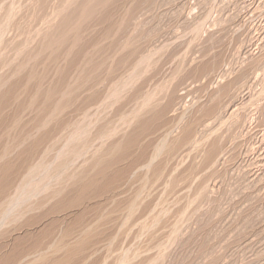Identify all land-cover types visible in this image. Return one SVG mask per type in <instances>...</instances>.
<instances>
[{
	"label": "rangeland",
	"instance_id": "374dc122",
	"mask_svg": "<svg viewBox=\"0 0 264 264\" xmlns=\"http://www.w3.org/2000/svg\"><path fill=\"white\" fill-rule=\"evenodd\" d=\"M71 1L0 0V143L44 132L52 142L30 160L49 168L4 221L0 249H29L27 264H264V0ZM85 4L95 17L64 24ZM94 159L114 164L104 181L69 193L73 175L97 174Z\"/></svg>",
	"mask_w": 264,
	"mask_h": 264
},
{
	"label": "bare ground",
	"instance_id": "6f19581e",
	"mask_svg": "<svg viewBox=\"0 0 264 264\" xmlns=\"http://www.w3.org/2000/svg\"><path fill=\"white\" fill-rule=\"evenodd\" d=\"M71 1V0H70ZM86 0H84V2H85ZM90 1V0H89ZM89 1H87V2H89ZM115 1V0H114ZM135 1H137V0H135ZM47 2V1H46ZM72 2V1H71ZM74 2H76V1H74ZM95 2V1H94ZM111 2V1H110ZM60 3V2H59ZM67 3H69V1L67 2ZM66 3V4H67ZM78 3V2H77ZM90 3V2H89ZM112 3H114V2H112ZM82 4V3H81ZM88 4V3H87ZM87 4H85V5H83L81 8H78L79 7V5H78V7H77V9H75L73 12L71 11V13H69L65 18H63L62 20H63V22H64V24H66L67 26H70V27H72V26H74V25H72L73 24V22L74 21H77V20H74V19H76L77 17H79V19L78 20H81V18L80 17H82V22H80V21H78L77 22V24L80 22L81 24H83V23H86L85 21H87V19H88V21H90V18H91V14L93 15L94 13H91V11H92V9H90V7H87ZM103 4V3H102ZM101 4V5H102ZM116 4V3H115ZM57 5V4H56ZM73 5V4H72ZM75 5H77V4H75ZM89 5V4H88ZM91 5V4H90ZM89 5V6H90ZM95 5H96V2H95ZM109 5V4H108ZM62 6V5H61ZM61 6H58V8L59 7H61ZM100 6V4L98 5V7ZM65 7V6H64ZM75 7V8H76ZM87 7V8H86ZM91 7H93V5L91 6ZM94 7H96V6H94ZM101 7V6H100ZM57 8V9H58ZM97 8V7H96ZM0 9H2V8H0ZM63 9H66V8H63ZM94 9V8H93ZM99 9V8H98ZM60 10H62L61 8H60ZM60 10H59V12H60ZM67 10V9H66ZM69 10V9H68ZM89 10V11H88ZM91 10V11H90ZM100 10H101V8H100ZM70 11V10H69ZM95 11V10H94ZM62 12V11H61ZM60 12V13H61ZM90 12V13H89ZM93 12V11H92ZM101 12V11H100ZM58 13V12H57ZM87 13H89L88 15H86ZM104 13H105V11H104ZM109 13H111V12H109ZM64 14L66 15L67 13H65L64 12ZM97 14V13H96ZM101 14V13H100ZM106 14V13H105ZM127 14V13H126ZM58 15V14H57ZM60 15V14H59ZM98 15V14H97ZM102 15H103V13H102ZM52 16V15H51ZM51 16H49L50 18H52ZM86 18H85V17ZM94 16V15H93ZM110 16V15H109ZM60 17V16H59ZM62 17V16H61ZM95 17V16H94ZM97 17V16H96ZM99 17V16H98ZM124 17V16H123ZM128 17V16H127ZM46 18H48V17H46ZM106 18V17H105ZM111 19H112V17H110ZM109 18V19H110ZM38 19V18H37ZM103 19V18H102ZM110 19V20H111ZM125 19V18H124ZM129 19V18H128ZM51 20V19H50ZM58 20V19H57ZM61 20V21H62ZM92 20H93V18H92ZM109 20V22H111ZM113 20V19H112ZM116 20V19H115ZM120 20V19H119ZM126 20V19H125ZM103 21V20H102ZM118 22V21H117ZM116 22V23H117ZM121 22V21H120ZM126 22V21H125ZM53 23V22H52ZM51 23V24H52ZM95 23V22H94ZM101 23V22H100ZM107 23V22H106ZM115 23V24H116ZM46 24H47V22H46ZM50 24V23H49ZM62 24V23H61ZM63 24V25H64ZM72 26H71V25ZM99 24V23H98ZM103 24V23H102ZM110 24V23H109ZM121 24V23H120ZM125 24V23H124ZM126 24H127V22H126ZM92 25V24H91ZM95 25H97V24H95ZM107 25V24H106ZM65 26V25H64ZM75 26H76V24H75ZM79 26H81V25H79ZM78 26V27H79ZM111 26V25H110ZM118 26H119V24H118ZM122 26V25H121ZM126 26H128V25H126ZM125 26V27H126ZM58 27H59V25H58ZM61 27L63 28V26L61 25ZM77 27V26H76ZM109 27V26H108ZM44 28V27H43ZM50 28V27H49ZM62 28H61V30H62ZM110 28V27H109ZM112 28V27H111ZM114 28V27H113ZM119 28V27H118ZM121 28V27H120ZM56 29V28H55ZM54 29V30H55ZM59 29V28H58ZM64 29H66V28H64ZM77 29V28H76ZM115 29V28H114ZM60 30V29H59ZM73 30V29H72ZM75 30V29H74ZM56 31V30H55ZM63 31V30H62ZM64 31H66V30H64ZM63 31V32H64ZM76 31V30H75ZM110 31V30H109ZM107 32V31H106ZM112 32V31H111ZM61 33V32H60ZM66 33V32H65ZM69 33V32H68ZM105 34V33H104ZM47 35V34H46ZM58 35H60L61 36V34H58ZM76 35V34H75ZM39 36V35H38ZM50 36H52V35H50ZM107 36V35H106ZM105 36V37H106ZM54 37H57V36H54ZM64 37H66V36H64L63 35V38ZM68 37V36H67ZM105 37H103V38H105ZM48 38H50V37H48ZM62 38V39H63ZM52 39H53V37H52ZM67 39V38H66ZM65 39V40H66ZM70 39V38H69ZM127 39V38H126ZM130 39V38H129ZM54 40V39H53ZM71 40V39H70ZM128 40V39H127ZM133 40V39H132ZM138 40V39H137ZM47 41V40H46ZM52 41V40H51ZM57 41H58V39H57ZM56 41V42H57ZM61 41V40H60ZM68 41V40H67ZM72 41V40H71ZM130 41V40H129ZM48 42V41H47ZM46 42V43H47ZM59 42V41H58ZM57 42V43H58ZM64 42V41H63ZM54 43H55V41H54ZM57 43H55L56 44V47H57ZM130 43V42H129ZM129 43H127L126 44V46L127 45H129ZM44 45H45V43H43ZM49 44V43H48ZM51 44V43H50ZM55 44H54V46H55ZM133 44V43H132ZM47 45V44H46ZM75 45V44H74ZM122 45V44H121ZM124 45V44H123ZM65 46V45H64ZM73 46V45H72ZM123 47V46H122ZM121 47V48H122ZM44 48H45V46H44ZM52 48H54V47H52ZM61 48V47H60ZM60 48H58V49H60ZM128 48V47H127ZM47 50H48V48H46ZM51 49V48H50ZM71 49V48H70ZM93 49V48H92ZM124 48H122V51L124 52V50H123ZM132 49V48H131ZM47 50H44V51H47ZM57 50V49H56ZM55 50V51H56ZM71 50H73V49H71ZM70 50V51H71ZM135 50V49H134ZM137 50V49H136ZM49 51V50H48ZM53 51V50H52ZM74 51H75V49H74ZM129 51V50H128ZM135 52H139V51H135ZM54 53V52H53ZM71 53V52H70ZM45 54V53H44ZM122 54V53H121ZM135 53H133V55H134ZM139 54V53H138ZM154 54V53H153ZM152 54V55H153ZM154 56V55H153ZM57 60V59H56ZM91 61V60H90ZM138 61H140V60H137V63H138ZM126 62V61H125ZM124 62V63H125ZM90 63V62H89ZM88 63V64H89ZM92 63H95V62H92ZM117 63V62H116ZM136 63V62H135ZM140 63V62H139ZM101 64V63H100ZM99 64V65H100ZM117 65V64H116ZM125 65H126V63H125ZM137 65V64H136ZM102 66V65H101ZM140 66V65H139ZM136 67V66H135ZM134 67V68H135ZM141 67H142V64H141ZM100 68V67H99ZM137 68V67H136ZM139 69H141V68H139ZM63 71V70H62ZM141 71H145V70H143V68H142V70ZM92 77V76H91ZM100 79V78H99ZM121 79V78H120ZM41 84V83H40ZM119 85V84H118ZM142 93V92H141ZM140 93V94H141ZM146 94V93H145ZM149 94V93H148ZM147 94V95H148ZM139 95V94H138ZM144 94H142V97H144L143 96ZM147 95H145V96H147ZM91 96H93L92 94H91ZM135 96H137L136 94H135ZM151 97V93L147 96V97ZM262 96H264V95H262ZM138 97V96H137ZM142 97H139V98H142ZM90 99V98H89ZM143 99V98H142ZM264 99V98H263ZM147 100V99H146ZM151 100V99H150ZM46 101V100H45ZM143 101H145V100H143ZM143 101H142V103H143ZM148 101H149V98H148ZM89 102H91V101H89ZM153 102V101H152ZM84 103V102H83ZM93 103V102H92ZM138 103V102H137ZM141 103V102H140ZM148 103V102H147ZM66 104V103H65ZM143 104H146V103H143ZM154 103H152V105H153ZM64 105V104H63ZM70 105V104H69ZM85 105V104H84ZM147 105H149V103L147 104ZM146 105V106H147ZM57 106H58V104H57ZM59 106L61 107L62 105H60L59 104ZM58 106V107H59ZM68 106V105H67ZM92 106V105H91ZM143 106V105H142ZM150 106V105H149ZM263 106V105H262ZM64 107V106H63ZM69 107V106H68ZM67 107V108H68ZM81 107H83V106H81ZM141 107V106H140ZM148 107V106H147ZM152 107V106H151ZM154 107V106H153ZM260 107V106H259ZM138 108V107H137ZM261 108V107H260ZM59 109V108H58ZM65 109V108H64ZM82 109V108H81ZM141 109V108H140ZM155 109V108H154ZM262 109V108H261ZM62 110V109H61ZM60 110V111H61ZM85 110V109H84ZM147 110V109H146ZM148 110H150V109H148ZM257 110V109H256ZM64 111V110H63ZM79 111V110H78ZM264 111V110H263ZM65 112H66V110H65ZM148 112V111H147ZM43 113V112H42ZM41 113V114H42ZM46 113V112H45ZM62 114H63V112H62ZM47 115V114H46ZM45 114H44V116H46ZM262 115V114H261ZM61 116V115H60ZM264 116V115H263ZM43 117V116H42ZM46 119V118H45ZM61 118H59V120H60ZM65 119V118H64ZM51 120V119H50ZM16 122V121H15ZM44 122H45V120H44ZM43 122V123H44ZM47 122V121H46ZM61 122V121H60ZM72 122V121H71ZM77 122V121H76ZM66 123V122H65ZM78 123V122H77ZM76 123V124H77ZM81 124V123H80ZM80 124H79V126H80ZM40 126H42V125H40ZM47 126V125H46ZM65 126H66V124H65ZM71 126V125H70ZM31 127V126H30ZM35 127V126H34ZM44 128H46L45 127V125L43 126ZM62 127H63V125H62ZM24 128H25V126H24ZM23 128V129H24ZM38 128H40V127H38ZM37 128V129H38ZM59 128V127H58ZM58 128H56L55 127V129L57 130ZM67 128V127H66ZM71 128V127H70ZM73 128V127H72ZM78 128V127H77ZM41 129H42V127H41ZM47 129V128H46ZM52 129V128H51ZM60 129H61V127H60ZM59 129V130H60ZM43 130V129H42ZM50 130V129H49ZM52 130H54V129H52ZM69 130V129H68ZM78 130V129H77ZM80 130V129H79ZM39 131H41V130H39ZM45 131V130H44ZM48 131V130H47ZM51 131V130H50ZM55 131V130H54ZM54 131H52V132H54ZM66 131V130H65ZM70 131V130H69ZM90 132V131H89ZM46 132H44L40 137H36V138H30V137H27L26 136V138H24L23 136V139H15V141L13 142V144H8L7 142H6V144H5V142H4V146L3 145H0L1 147H0V228H2V226H3V224H4V221L5 220H10L11 218H9V219H7L8 218V216L9 217H11V215L13 214V213H15L16 211H18L19 210V208L22 206V204H23V200H25L24 202H26L27 200H30L31 199V197L33 196V197H35V196H37V194H38V191L40 190L38 187H37V185H36V187L32 190V189H30L31 188V185H27V184H33V181H34V179H33V181H32V183H31V179L34 177V178H37V176L38 175H36L37 174V172H38V170L40 169V170H42V171H44L45 169V171H47L48 169H47V167L43 170L42 168H43V166L41 167V166H35V165H33L31 162H30V160L32 159V156L33 155H37V152L39 151V150H41V147L42 146H44L45 148H44V150H45V153H48V151H49V148H50V146H49V142L50 143H52L51 142V140L49 139V136H47V134H45ZM47 133H49V131L47 132ZM51 133V132H50ZM50 133L48 134V135H50ZM52 135V134H51ZM59 135V134H58ZM127 135V134H126ZM17 136V135H16ZM54 136V135H53ZM90 136V135H89ZM103 136H104V134H103ZM106 136V135H105ZM104 136V137H105ZM52 137V136H51ZM58 137V136H57ZM73 137V136H72ZM71 137V138H72ZM78 137V136H77ZM16 138H18V137H16ZM132 138V137H131ZM130 138V139H131ZM55 139V137L53 138V140ZM75 139V138H74ZM77 139V138H76ZM79 139V138H78ZM77 139V140H78ZM3 140V139H2ZM5 140V139H4ZM80 140V139H79ZM122 140H125V139H122ZM129 140V139H128ZM127 140V141H128ZM7 141H9V139L7 140ZM73 141H76V140H73ZM126 141V140H125ZM124 141V142H125ZM3 142H1L0 144H3ZM76 142H78V141H76ZM133 142V141H132ZM10 143V142H9ZM70 143H72L73 144V146H75L74 145V143L73 142H69V146H70ZM47 144V145H46ZM60 144V143H59ZM58 144V145H59ZM75 144H77V143H75ZM82 144V143H81ZM114 144V143H113ZM115 144H118V142L117 143H115ZM122 144V143H121ZM126 143H124V145H125ZM133 144V143H132ZM132 144H130L129 143V145H132ZM163 144V143H162ZM165 144V143H164ZM61 145V144H60ZM3 146V147H2ZM48 146H49V148H48ZM67 146V145H66ZM78 146V145H77ZM77 146H75V147H77ZM84 146V145H83ZM119 146V145H118ZM122 146V145H121ZM164 146V145H163ZM53 147H54V145H53ZM53 147H51V148H53ZM58 147V146H57ZM72 147V146H71ZM79 147H81V146H79ZM85 147H86V145H85ZM114 147V146H113ZM157 147V146H156ZM160 147V146H159ZM67 148V147H66ZM88 148V147H87ZM108 148V147H107ZM106 148V149H107ZM111 148V147H110ZM128 148V147H127ZM158 148V147H157ZM72 149H73V147H72ZM71 149V150H72ZM119 149V148H118ZM117 149V150H118ZM124 149V148H123ZM159 149V148H158ZM162 149H163V147H162ZM43 150V151H44ZM54 150V149H53ZM56 150H58V149H55V151ZM62 150V149H61ZM61 150L59 149V151H60V153H61ZM66 150V149H65ZM69 150V149H68ZM74 150V149H73ZM72 150V151H73ZM76 150V149H75ZM100 150H103V149H100ZM108 150V149H107ZM110 150H113L114 151V149L113 148H111ZM115 150H116V148H115ZM71 151V152H72ZM77 151H79V149L77 150ZM99 151V150H98ZM105 151V150H104ZM120 151V150H119ZM158 151V150H157ZM17 152V158H19V159H17V160H15V159H13L12 157H11V154L12 153H16ZM58 152V151H57ZM66 152H67V150H66ZM65 152V153H66ZM115 152V151H114ZM41 153H43L42 151L40 152V156H41ZM68 153V155H69V152H67ZM77 153H80V152H77ZM93 153V152H92ZM108 153H110V151L108 152ZM107 153V154H108ZM112 153V152H111ZM117 153V152H116ZM115 153V154H116ZM156 153V152H155ZM55 154V153H54ZM74 154H76V151H75V153ZM88 154V153H87ZM91 154V153H90ZM104 154V153H103ZM157 154H158V152H157ZM39 155V154H38ZM37 155V156H38ZM43 155V154H42ZM45 155V154H44ZM43 155V156H44ZM63 155V152H62V154H60L59 155V157L60 156H62ZM67 155V156H68ZM73 155V154H72ZM92 155V154H91ZM96 155V154H95ZM113 155V154H112ZM112 155H110V156H112ZM67 156L65 157V158H67ZM75 156V155H74ZM78 156V155H77ZM80 156V155H79ZM106 156V155H105ZM34 157V156H33ZM42 157V156H41ZM47 156L45 155V158H46ZM48 157H50V156H48ZM48 157H47V161L49 160L48 159ZM55 157V156H54ZM73 157V156H72ZM94 157H96V156H94ZM108 157H109V155H108ZM113 157V156H112ZM112 157H111V160H112ZM40 158V157H39ZM43 158V157H42ZM50 158H52V157H50ZM64 158V157H63ZM80 158V157H79ZM92 159H93V157H91ZM97 158H98V156H97ZM110 158V157H109ZM155 158H156V156H155ZM57 159H58V157H57ZM69 159V161H71L72 160V158H71V160H70V158H68ZM75 159H76V157H75ZM153 159V158H152ZM35 160V159H34ZM41 160V159H40ZM43 160V159H42ZM41 160V161H42ZM96 162H92V164L91 165H93L94 163H96L95 164V168L96 167H98V171H97V174H94V172H93V175H92V177H90V175H88V171H87V178L86 177H84L83 179L81 178L79 181H77V180H75L77 177L75 176V175H73L69 180H71V183H72V181H73V179H74V182L72 183L73 184V186L72 185H69V186H71L70 188V190H69V193H72V192H74L73 193V195L75 194V193H77V192H79V188L81 189V190H83V193H85V189H87L88 187H91V185H93L95 182H96V180L97 179H101V178H99V177H102L104 174L106 175L107 174V172H106V169L107 170H111V169H109V167L113 164V163H111V161L110 160H101V161H98L97 162V160L98 159H94ZM93 160V161H94ZM100 160V159H99ZM31 161H33V160H31ZM53 161V160H52ZM55 161H57V160H55ZM55 161H53V162H55ZM64 161V160H63ZM66 161V160H65ZM75 161V160H74ZM92 161V160H91ZM36 162H39V161H36ZM51 162V161H50ZM49 162V163H50ZM58 162H60L59 160H58ZM58 162H56L57 164H58ZM72 162V161H71ZM70 162V163H71ZM114 162V161H113ZM152 162V161H151ZM31 163V164H30ZM40 163V162H39ZM45 163H47V162H45ZM68 162H66V164H67ZM53 164V163H52ZM63 164H64V162H63ZM65 164V165H66ZM75 164H76V162H75ZM83 164V163H82ZM150 164V163H149ZM56 165V164H55ZM59 165H60V163H59ZM65 165H64V167H63V165L61 166V167H63V168H65ZM71 165V164H70ZM114 165V164H113ZM151 165V164H150ZM60 166H58V168L60 167ZM67 166V165H66ZM68 166H69V164H68ZM82 166V165H81ZM70 168H71V166H69ZM68 167V168H69ZM73 167V166H72ZM83 167H84V165H83ZM93 167V166H92ZM92 167H90L91 169H92ZM149 167V166H148ZM49 168V167H48ZM63 168H62V172L64 171L63 170ZM68 168H67V170L66 171H68ZM69 168V169H70ZM79 168V167H78ZM89 168V167H88ZM89 168V169H90ZM111 168V167H110ZM114 168V167H113ZM112 168V169H113ZM24 169H25V171H24ZM25 172H23V171ZM78 170V172H80L79 171V169H77ZM95 170V169H94ZM93 169H92V171H94ZM44 171V172H45ZM51 171V170H50ZM53 171V170H52ZM51 171V172H52ZM91 171V170H90ZM96 171V170H95ZM39 172H41V171H39ZM49 172V171H48ZM54 172H55V169H54ZM65 172V171H64ZM78 172H77V174H78ZM111 172V171H110ZM15 174V175H17L16 176V178L17 177H19V176H21L22 175V173H24V175H23V177L21 178V180L19 181V183L17 182H13V178H15V177H13L12 179H10V175L11 174ZM57 173V172H56ZM56 173H54V175L56 174ZM67 173H69V172H67ZM82 173H84V172H82ZM42 174H43V172H42ZM61 174V173H60ZM70 174V173H69ZM73 174H74V172H73ZM76 174V173H75ZM109 174H111V173H109ZM34 175V176H33ZM48 175H50L49 173H48ZM48 175H45V176H48ZM52 175H53V173H52ZM61 175H63V174H61ZM68 175V174H67ZM66 175V176H67ZM82 175V174H81ZM84 175V174H83ZM95 175V176H94ZM104 175V176H105ZM41 176H43V175H41ZM59 176V175H58ZM58 176H56L57 177V179L56 180H58V178H60V177H58ZM79 176H80V174H79ZM86 176V175H85ZM108 176V175H107ZM106 176V177H107ZM12 177V176H11ZM32 177V178H31ZM52 177V176H51ZM54 177V176H53ZM68 177V176H67ZM66 177V178H67ZM69 177H70V175H69ZM68 177V178H69ZM29 178H30V182L28 181L29 180ZM45 177L43 176V179H44ZM47 178H49V177H46V180H48ZM62 178V177H61ZM65 178V179H66ZM103 178H105V177H103ZM18 179V178H17ZM41 179H42V177H41ZM42 179V180H43ZM62 179H64V178H62ZM61 179V180H62ZM15 181H18V180H16V179H14ZM69 180H67L68 182H69ZM29 182V183H26V182ZM76 181V182H75ZM101 181H104V180H102L101 179ZM35 182H37L38 183V181H36V179H35ZM44 182H47V181H43V183ZM59 182V181H58ZM63 182V180L61 181V183ZM78 182V183H77ZM97 182H99V180H97ZM108 182H109V180H108ZM48 184L46 185H43L42 183H40L41 185H43V186H46L45 187V189L46 188H48V186H50L49 185V182H47ZM67 183V182H66ZM70 183V184H71ZM110 183V182H109ZM17 184V185H16ZM99 184V183H98ZM64 185H66V184H64ZM78 185V189L76 188V186ZM62 186V185H61ZM95 186H96V184H95ZM103 186V185H102ZM14 187V188H13ZM39 187H40V185H39ZM73 187V188H72ZM11 188H13V189H15V191H14V193H15V195L13 194L12 195V193H10L9 191H8V189H11ZM26 188H29V190H32L31 192L30 191H28L29 193H27L26 194V190H28V189H26ZM43 188V187H42ZM92 188V187H91ZM91 188H89V189H91ZM94 188V187H93ZM98 188V187H97ZM107 188V187H106ZM44 189V188H43ZM60 189H61V187H60ZM88 189V190H89ZM55 190V189H54ZM94 190V189H93ZM50 191V190H49ZM48 191V193L50 194V192ZM52 191V190H51ZM12 192V191H11ZM54 192V191H53ZM93 192V191H92ZM99 192V191H98ZM97 192V193H98ZM23 195V196H17V195ZM46 193V192H45ZM82 193V194H83ZM88 193V192H87ZM90 193V192H89ZM139 193H140V191H139ZM39 194H41V193H39ZM62 194H64V190L63 189H61L60 191H57V192H55V193H53L52 195H50V197H46V195H45V197L47 198V199H44L43 201H41L40 203L38 202V205H37V209L39 210V211H43L44 210V208L46 207V205H48L49 203H52L53 201H56V200H58V198L60 197V195H61V197H62ZM81 194V193H80ZM79 194V195H80ZM27 195V196H26ZM72 195V194H71ZM72 195V196H73ZM88 195V194H87ZM136 196H137V194H136ZM28 197V198H27ZM32 197V198H33ZM60 197V198H61ZM74 197V196H73ZM40 198V197H39ZM42 198V197H41ZM40 198V199H41ZM40 199H37V200H40ZM69 199V198H68ZM74 199V198H73ZM35 200V199H34ZM60 200V199H59ZM70 200H71V198H70ZM36 201V200H35ZM37 202V201H36ZM60 202H58V204H59ZM75 203V202H74ZM29 204V203H28ZM71 204H73V203H71ZM76 204V203H75ZM133 204H134V202H133ZM132 204V205H133ZM26 205V204H25ZM24 205V206H25ZM55 205V204H54ZM65 205V204H64ZM67 205V204H66ZM23 206V207H24ZM36 206V205H35ZM34 206V207H35ZM29 207V206H28ZM31 207V206H30ZM34 207H32V208H34ZM53 207V206H52ZM57 207V206H56ZM64 207V206H63ZM74 207V206H73ZM132 207V206H131ZM130 207V208H131ZM133 207H135V204H134V206ZM129 208V209H130ZM25 209L26 208H24V211H25ZM27 209H29V208H27ZM67 209H68V207H67ZM134 209V208H133ZM51 210V209H50ZM49 210V212H52V210L50 211ZM56 210V209H55ZM55 210H53L54 212H55ZM63 210H64V208H63ZM128 210V209H127ZM21 211V210H20ZM28 211V210H27ZM41 211V212H42ZM65 211V210H64ZM131 211V210H130ZM41 212H39V214L41 213ZM47 212V211H46ZM46 213L45 214V216H44V214H43V216L44 217H46V215L47 214H50V213ZM57 212H58V209H57ZM18 213V212H17ZM25 213V212H24ZM24 213H23V211H22V213L21 214H23L24 215ZM53 213V212H52ZM61 213V212H60ZM59 213V214H60ZM65 213V212H64ZM58 214V213H57ZM14 215V214H13ZM27 214H25L24 216H26ZM36 215V214H35ZM56 215V214H55ZM16 216H17V214H16ZM34 216V215H33ZM43 216H41V217H43ZM130 216V215H129ZM19 217V216H18ZM21 217H22V215H21ZM43 217V218H44ZM104 217V216H103ZM23 218V217H22ZM42 218V219H43ZM47 218V217H46ZM57 218V217H56ZM101 218V217H100ZM130 218V217H129ZM15 218H13V220H14ZM16 219H17V217H16ZM21 219V218H20ZM19 219V220H20ZM59 219V218H58ZM58 219H56V220H58ZM153 219V218H152ZM29 220H31V217H30V219ZM40 220V219H39ZM45 220V219H44ZM55 219H53V221H54ZM61 220V219H60ZM11 221V220H10ZM17 221V220H16ZM101 221V220H100ZM13 222V221H12ZM18 222V221H17ZM40 222V221H39ZM38 222V223H39ZM56 222H58V221H56ZM60 222V221H59ZM63 222V221H62ZM7 223V222H6ZM5 223V224H6ZM15 223V222H14ZM31 223V222H30ZM29 223V224H30ZM33 223V222H32ZM37 223V224H38ZM51 223V222H50ZM54 223H55V221H54ZM98 223V222H97ZM4 224V225H5ZM25 224V223H24ZM35 224V223H34ZM41 224V223H40ZM56 224V223H55ZM62 224V223H61ZM64 224V223H63ZM152 224V223H151ZM19 225V224H18ZM17 225V226H18ZM21 225V224H20ZM27 225V224H26ZM36 225V224H35ZM50 225H52L53 226V224H50ZM58 225V224H57ZM57 225H55V226H57ZM75 225V224H74ZM153 225V224H152ZM156 225V224H155ZM6 226V225H5ZM22 226V225H21ZM60 226V225H59ZM96 226V225H95ZM16 227V226H15ZM36 227V226H35ZM76 228H77V226H75ZM90 227V226H89ZM89 227H87V228H89ZM94 227V226H93ZM146 227V226H145ZM33 228V227H32ZM15 229V228H14ZM20 229V228H19ZM22 229H23V227H22ZM25 229H26V227H25ZM30 229V228H29ZM55 229V228H54ZM73 229H74V227H73ZM85 229V228H84ZM69 229H67V231H68ZM70 230H72V228L70 229ZM69 230V231H70ZM82 230V229H81ZM5 231V230H4ZM21 231V230H20ZM27 231V230H26ZM76 231V230H75ZM89 231H90V229H89ZM74 232V231H73ZM86 232V231H85ZM5 233H7L6 231H5ZM28 233H30V232H28ZM34 233V232H33ZM45 233V232H44ZM43 233V234H44ZM83 233H84V231H83ZM70 234H72V233H70ZM85 234H87V233H85ZM33 235V234H32ZM31 235V236H32ZM35 235V234H34ZM45 235H46V233H45ZM44 235V236H45ZM83 235V234H82ZM88 235H89V233H88ZM9 236V235H8ZM42 236V235H41ZM90 236V235H89ZM2 237V236H1ZM9 237H11V236H9ZM26 237V236H25ZM38 237V236H37ZM40 237V236H39ZM38 237V238H39ZM65 237V236H64ZM63 237V238H64ZM67 237V236H66ZM72 237V236H71ZM80 237V236H79ZM24 238V237H23ZM28 238V237H27ZM26 238V239H27ZM32 238V237H31ZM36 238V237H35ZM37 238V239H38ZM67 238H69V236L67 237ZM66 238V239H67ZM85 238H86V236H85ZM1 239V238H0ZM22 238H20V239H16V246H17V240L18 241H20ZM29 239V241L31 240L30 238H28ZM41 239V238H40ZM57 239V238H56ZM5 240V239H4ZM22 240H24V239H22ZM34 240V239H33ZM39 240V239H38ZM58 240H60V239H58ZM63 240V239H62ZM68 240V239H67ZM71 240V239H70ZM76 240V239H75ZM75 240H73V241H75ZM37 241V240H36ZM63 241H65V240H63ZM69 241V240H68ZM72 241V242H73ZM81 240H79V242H80ZM39 242V241H38ZM57 242V241H56ZM82 242H83V240H82ZM31 243V242H30ZM62 243V242H61ZM60 243V244H61ZM78 243V242H77ZM76 243V244H77ZM81 243V242H80ZM79 243V244H80ZM34 244V243H33ZM36 244V243H35ZM78 244V245H79ZM21 245H22V243H21ZM39 245V244H38ZM38 245H36V246H38ZM65 245V244H64ZM64 245L63 246H61V248L62 247H64ZM78 245H77V247H78ZM81 245V244H80ZM84 245V244H83ZM15 246V245H14ZM35 246V247H36ZM53 246V245H52ZM52 246L50 247V248H52ZM67 246V245H66ZM41 247H42V244H41ZM40 247V248H41ZM45 247V246H44ZM43 247V248H44ZM80 247V246H79ZM19 248V247H18ZM16 249V248H14V249H0V264H27L28 263V261H29V259H30V255L28 254V250L29 249H23V247H22V249H21V247H20V249ZM38 248V247H37ZM37 249L35 252L37 253V252H39V251H51V250H53V249ZM48 248V247H47ZM61 248H56L57 250H56V252H58ZM69 248H71V246L69 247ZM73 248V247H72ZM66 249V248H65ZM78 249V248H77ZM79 249H81V248H79ZM62 250V249H61ZM67 250H69L68 249V247H67ZM66 250V251H67ZM74 250V248L70 251V252H72ZM76 250V249H75ZM33 252V251H32ZM34 252V253H35ZM63 252V251H62ZM68 252V251H67ZM48 253V252H47ZM51 253V252H50ZM49 253V254H50ZM53 253V252H52ZM64 253H66L65 251H64ZM81 253H83V252H81ZM128 253H130V252H128ZM46 254V253H45ZM48 254V255H49ZM67 255L69 254V252L68 253H66ZM75 254V253H74ZM80 254V253H79ZM39 255V254H38ZM42 256L44 255V254H41ZM47 255V256H48ZM54 255H55V253H54ZM53 255V256H54ZM59 255V254H58ZM71 255V254H70ZM115 255V254H114ZM132 255V254H131ZM130 255V256H131ZM135 255H136V253H135ZM138 255V254H137ZM34 257H35V255H33ZM37 256V255H36ZM45 256V255H44ZM56 256V255H55ZM61 256V255H60ZM75 256V255H74ZM140 256V255H139ZM159 256V255H158ZM38 257V256H37ZM50 257V256H49ZM48 257V258H49ZM52 257V256H51ZM56 257H58V256H56ZM78 257V256H77ZM77 257H75V258H77ZM42 258V257H41ZM46 256L45 257H43L41 260H40V258H39V262H36V263H40L41 261L43 262V264H55V262L53 261L52 263H48V261L50 260V259H48L47 258V261H46ZM64 258V257H63ZM132 258V257H131ZM52 259H53V257H52ZM55 259V258H54ZM61 259V258H60ZM59 259V260H60ZM65 259H67V258H65ZM65 259H63V260H65ZM68 259H70V257L68 258ZM72 259V258H71ZM70 259V260H71ZM79 259V258H78ZM80 259H81V256H80ZM154 259V258H153ZM37 260V259H36ZM161 260V259H160ZM66 261V260H65ZM64 261V262H65ZM74 261H76V260H74ZM78 261V260H77ZM76 261V262H77ZM85 261V260H84ZM33 262V261H32ZM50 262V261H49ZM61 262H62V260H61ZM73 262V261H72ZM34 264H36L35 262H33ZM56 263H57V261H56ZM63 263V262H62ZM61 263V264H62ZM68 263V262H67ZM66 262H65V264H67ZM119 263V262H118ZM42 264V263H41ZM59 264H60V262H59ZM69 264V263H68ZM72 264V263H71ZM73 264H77V263H73ZM79 264V263H78ZM145 264H146V262H145Z\"/></svg>",
	"mask_w": 264,
	"mask_h": 264
}]
</instances>
